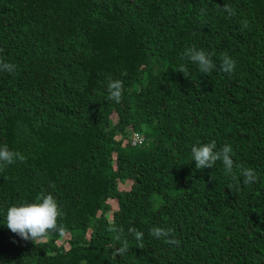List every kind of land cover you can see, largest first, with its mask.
<instances>
[{"label": "trees", "instance_id": "16d2710c", "mask_svg": "<svg viewBox=\"0 0 264 264\" xmlns=\"http://www.w3.org/2000/svg\"><path fill=\"white\" fill-rule=\"evenodd\" d=\"M0 58L16 66L0 71V146L26 157L0 165V264H264V0H0ZM212 141L257 181L230 191L221 162L196 169L192 146ZM42 194L64 231L25 241L7 209Z\"/></svg>", "mask_w": 264, "mask_h": 264}, {"label": "clouds", "instance_id": "9594fccd", "mask_svg": "<svg viewBox=\"0 0 264 264\" xmlns=\"http://www.w3.org/2000/svg\"><path fill=\"white\" fill-rule=\"evenodd\" d=\"M225 11L228 14L234 15V11L224 5ZM203 11V10H202ZM244 27H247V21L242 22ZM185 58L198 66L201 73L208 74L216 68L212 56L204 50L196 48H189L184 53ZM236 61L227 54L221 57L219 65L220 71L232 74L235 70ZM15 65L11 64L0 58V71L12 73L15 71ZM176 71L184 74L185 69L181 66ZM107 99L119 104L123 96V82L119 79L111 77L107 80ZM140 136V135H139ZM192 160L195 161L196 169H204L205 167L212 168L216 162H221L225 173L229 176L230 181L227 188L232 191H239V179L243 177V184L248 185L257 181V176L254 169L237 166L233 159V149L229 144H225L221 148H217L215 141L193 145L191 148ZM26 157L19 151H13L7 145L0 146V165L7 166L15 163L17 160L23 162ZM239 169L238 173L234 171L235 168ZM39 202L25 203L20 205H12L7 209L6 226L7 228L17 234L25 241L31 240L32 242H43L47 239L51 232H63V225L58 224V218L62 216L57 201L51 194H42L37 198ZM109 231L117 233L116 239L121 240L123 229L115 224L111 225ZM129 233L134 234L137 242L143 240V233L135 228L130 227ZM150 234L156 239H163L170 245L179 246V240L172 237L173 230L170 228H163L154 226L150 230ZM139 247L142 244L138 243ZM129 251V244L126 238L123 239L119 248L114 250V255H123Z\"/></svg>", "mask_w": 264, "mask_h": 264}, {"label": "rangeland", "instance_id": "374dc122", "mask_svg": "<svg viewBox=\"0 0 264 264\" xmlns=\"http://www.w3.org/2000/svg\"><path fill=\"white\" fill-rule=\"evenodd\" d=\"M128 181H124V182H120L118 185L120 186V187H124V188H126L127 187V185H128ZM105 216L108 218V219H110V211H108L107 213H105Z\"/></svg>", "mask_w": 264, "mask_h": 264}, {"label": "built area", "instance_id": "2783aa9c", "mask_svg": "<svg viewBox=\"0 0 264 264\" xmlns=\"http://www.w3.org/2000/svg\"><path fill=\"white\" fill-rule=\"evenodd\" d=\"M140 139V136L138 135V134H136V133H134L133 135H132V137H131V141L132 142H134V141H136V140H139Z\"/></svg>", "mask_w": 264, "mask_h": 264}, {"label": "bare ground", "instance_id": "6f19581e", "mask_svg": "<svg viewBox=\"0 0 264 264\" xmlns=\"http://www.w3.org/2000/svg\"><path fill=\"white\" fill-rule=\"evenodd\" d=\"M84 263V262H83Z\"/></svg>", "mask_w": 264, "mask_h": 264}]
</instances>
